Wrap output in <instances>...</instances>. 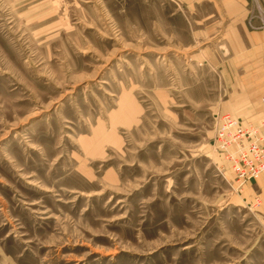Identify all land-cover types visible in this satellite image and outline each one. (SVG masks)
Masks as SVG:
<instances>
[{"label": "rangeland", "instance_id": "374dc122", "mask_svg": "<svg viewBox=\"0 0 264 264\" xmlns=\"http://www.w3.org/2000/svg\"><path fill=\"white\" fill-rule=\"evenodd\" d=\"M191 30L173 0H0V264H264V173L214 149L261 96Z\"/></svg>", "mask_w": 264, "mask_h": 264}, {"label": "crops", "instance_id": "0c3cea01", "mask_svg": "<svg viewBox=\"0 0 264 264\" xmlns=\"http://www.w3.org/2000/svg\"><path fill=\"white\" fill-rule=\"evenodd\" d=\"M173 1L189 16L193 40L218 41L220 52L226 55L223 73L237 76L233 75L236 86L251 92L246 99L254 102L261 96L255 104L260 106V115L236 119L254 124L264 121V0ZM241 101L239 97L235 103ZM256 184L264 193V174Z\"/></svg>", "mask_w": 264, "mask_h": 264}, {"label": "built area", "instance_id": "2783aa9c", "mask_svg": "<svg viewBox=\"0 0 264 264\" xmlns=\"http://www.w3.org/2000/svg\"><path fill=\"white\" fill-rule=\"evenodd\" d=\"M214 137V149L229 164L236 183L244 184L264 173V121L254 124L224 115Z\"/></svg>", "mask_w": 264, "mask_h": 264}]
</instances>
